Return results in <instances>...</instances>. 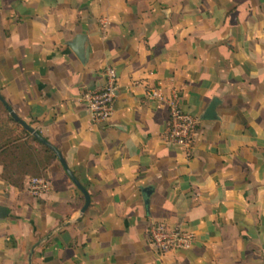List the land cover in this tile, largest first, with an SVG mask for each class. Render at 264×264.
<instances>
[{"label":"crops","instance_id":"crops-1","mask_svg":"<svg viewBox=\"0 0 264 264\" xmlns=\"http://www.w3.org/2000/svg\"><path fill=\"white\" fill-rule=\"evenodd\" d=\"M106 68L113 111L92 124L84 96ZM151 89L196 118L188 148L166 143ZM0 96L90 198L75 221L83 196L58 161L37 196L0 178V264H264V0H0ZM154 223L192 230L191 248L155 251Z\"/></svg>","mask_w":264,"mask_h":264},{"label":"built area","instance_id":"built-area-1","mask_svg":"<svg viewBox=\"0 0 264 264\" xmlns=\"http://www.w3.org/2000/svg\"><path fill=\"white\" fill-rule=\"evenodd\" d=\"M103 77L104 86L84 96L86 110L92 124L107 122L113 111L118 76L113 68H106ZM145 96L150 101L165 104L167 108L168 120L164 133L166 143L171 146L188 148L194 138L196 118L180 107L175 95L165 98L159 89H151ZM48 187L49 184L44 178L29 179V191L34 196L44 193ZM148 238L155 251L166 254L191 248L195 234L183 226L169 227L163 223H154L148 228Z\"/></svg>","mask_w":264,"mask_h":264},{"label":"trees","instance_id":"trees-1","mask_svg":"<svg viewBox=\"0 0 264 264\" xmlns=\"http://www.w3.org/2000/svg\"><path fill=\"white\" fill-rule=\"evenodd\" d=\"M55 154L16 124L0 103L1 180L20 189L26 178L42 177Z\"/></svg>","mask_w":264,"mask_h":264},{"label":"water","instance_id":"water-1","mask_svg":"<svg viewBox=\"0 0 264 264\" xmlns=\"http://www.w3.org/2000/svg\"><path fill=\"white\" fill-rule=\"evenodd\" d=\"M71 50L74 52V54L80 59L84 60L85 56V48H84V38L82 36H78L74 39L72 44H70ZM0 103L3 105V107L6 109L8 115L12 118V120L18 124L22 129H24L29 135H31L38 143L41 145L47 147L50 149L56 156L57 161L61 165L62 169L64 170L65 174L68 176L72 184L81 192L83 196V206L79 212L78 218L75 221H79L84 212L87 210L89 204H90V198L86 190L80 185V183L76 180L72 172L67 167L61 153L56 150L52 145H50L44 138L40 136V134L30 127L28 124H26L24 121H22L18 116L14 113V111L8 106V104L4 101V99L0 96ZM216 100H212L208 107L206 108L202 118L204 120H214L216 118L215 115V107H216ZM144 193L148 194L149 190L146 189L143 191ZM147 203V201H146ZM6 215V209L2 206H0V218L4 217ZM69 223L63 224L59 229L67 227ZM33 251V250H32ZM32 251L30 254V257L32 255Z\"/></svg>","mask_w":264,"mask_h":264},{"label":"rangeland","instance_id":"rangeland-1","mask_svg":"<svg viewBox=\"0 0 264 264\" xmlns=\"http://www.w3.org/2000/svg\"><path fill=\"white\" fill-rule=\"evenodd\" d=\"M32 178H42V177H38V176H36V177H32Z\"/></svg>","mask_w":264,"mask_h":264}]
</instances>
